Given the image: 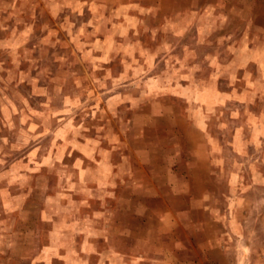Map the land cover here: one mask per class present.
I'll return each mask as SVG.
<instances>
[{
    "label": "rangeland",
    "instance_id": "1",
    "mask_svg": "<svg viewBox=\"0 0 264 264\" xmlns=\"http://www.w3.org/2000/svg\"><path fill=\"white\" fill-rule=\"evenodd\" d=\"M0 264H264V0H0Z\"/></svg>",
    "mask_w": 264,
    "mask_h": 264
}]
</instances>
